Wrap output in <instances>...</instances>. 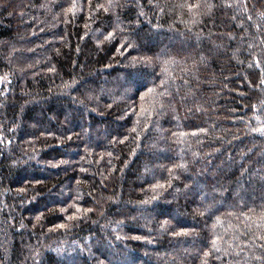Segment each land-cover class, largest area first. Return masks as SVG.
<instances>
[{"label":"trees","instance_id":"trees-1","mask_svg":"<svg viewBox=\"0 0 264 264\" xmlns=\"http://www.w3.org/2000/svg\"><path fill=\"white\" fill-rule=\"evenodd\" d=\"M0 264H264V0H0Z\"/></svg>","mask_w":264,"mask_h":264}]
</instances>
